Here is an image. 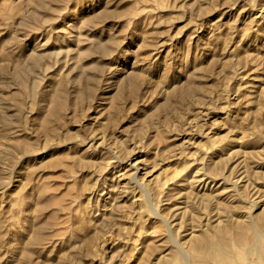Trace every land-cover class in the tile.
I'll return each mask as SVG.
<instances>
[{
	"label": "rangeland",
	"instance_id": "1",
	"mask_svg": "<svg viewBox=\"0 0 264 264\" xmlns=\"http://www.w3.org/2000/svg\"><path fill=\"white\" fill-rule=\"evenodd\" d=\"M259 215L264 0H0V264H264Z\"/></svg>",
	"mask_w": 264,
	"mask_h": 264
},
{
	"label": "bare ground",
	"instance_id": "2",
	"mask_svg": "<svg viewBox=\"0 0 264 264\" xmlns=\"http://www.w3.org/2000/svg\"><path fill=\"white\" fill-rule=\"evenodd\" d=\"M244 177V176H243ZM141 186V185H140ZM147 191V190H146ZM150 194H151V192H149ZM152 195H153V193H152ZM199 195V194H198ZM210 195V194H209ZM241 195V194H240ZM147 196H149V194L147 195ZM208 196V195H207ZM206 197V196H205ZM210 197H213V196H210ZM245 197V196H244ZM149 198V197H148ZM147 198V199H148ZM211 199V198H210ZM196 200V199H195ZM153 201V200H152ZM213 201V200H212ZM216 202V201H215ZM186 203V202H185ZM150 205H151V202H150ZM227 206V205H226ZM226 206L224 205V207L226 208ZM227 207H229V206H227ZM148 208V207H147ZM150 208V207H149ZM216 208H219L218 206L216 207ZM151 210H154V209H151ZM150 210V212H152ZM222 210V209H221ZM228 211V212H227ZM227 211H224V212H226L227 214H226V216L225 217H222V218H225V220H223L222 218H221V216L219 215V216H217L218 217V224L219 223H221V222H223V225H218V224H216L215 225V222H214V225H212L211 224V222L208 224V222L204 225V226H202V225H200V226H198V228L199 227H201V229L200 230H194V231H191L192 233H193V236L192 237H194V235H195V233L197 232V231H201L202 233H204V234H206V235H212V234H216V235H218V236H222V237H225V236H227L229 233H231V232H233V233H235V230L237 229V228H239L240 229V227L242 226V229H244V227H243V225H242V223H240L239 221H234V216H235V210H234V207H233V209L232 208H230L229 207V209L227 210ZM156 212V211H155ZM201 212V211H200ZM219 212V211H218ZM223 212V213H224ZM153 215V214H152ZM216 215H218V214H216ZM156 216V215H155ZM199 218V217H198ZM208 218V217H207ZM212 219V218H211ZM216 219V218H215ZM221 219V220H220ZM199 220V219H198ZM220 220V221H219ZM257 220L258 221H264V215H259L258 217H257ZM256 220V221H257ZM207 221V220H206ZM200 222V221H199ZM243 224H244V222H243ZM253 226H252V229L254 230V232L256 233V235L257 236H259L257 233H259L261 230L260 229H258V227H257V225H256V223L253 221ZM198 225V224H197ZM205 227V228H204ZM250 227V226H249ZM192 228V227H191ZM197 229V228H196ZM191 230H193V229H191ZM190 232V234H192ZM262 232V231H261ZM238 234H239V236L237 235V237H241V238H243L242 239V241H244L245 240V233L243 232V230L242 231H240V233L239 232H237ZM255 233L253 234V235H255ZM264 233V232H263ZM196 236V238H197V235H195ZM235 236V235H234ZM191 237V238H192ZM255 237V239H256V236H254ZM253 237V238H254ZM259 238V237H258ZM257 238V239H258ZM198 239V238H197ZM254 239V240H255ZM175 241V240H174ZM181 242H182V240H180ZM186 241V240H185ZM189 241V240H188ZM256 241V240H255ZM259 241V240H258ZM257 241V242H258ZM190 243V245H194L196 242H194V238H193V240H191V241H189ZM177 243V240H176V242H175V244ZM179 243V242H178ZM177 243V244H178ZM186 243V242H185ZM256 243V242H255ZM255 243L253 244V245H255ZM175 244L173 245V246H175ZM199 244L200 245H203V246H205L206 247V250L207 251H209V250H211V249H213L214 247H215V245L213 244V243H208V242H206V241H202V242H199ZM180 244H178V246H179ZM185 245V244H184ZM256 245H258V244H256ZM259 245H260V243H259ZM172 246V247H173ZM177 246V247H178ZM176 247V248H177ZM185 247H186V245H185ZM189 247V246H188ZM258 246H256L255 248L253 247V249L254 250H256V248H257ZM179 248V247H178ZM261 249V246L260 247H258L257 249L260 251V249ZM175 249V248H174ZM181 249H183L182 251H184V248H181ZM180 249V250H181ZM186 249V248H185ZM179 250V249H178ZM188 250H189V248H188ZM177 251V250H176ZM186 251V250H185ZM179 252V251H178ZM181 252V251H180ZM218 252H220V250L219 249H216L213 253H212V260L214 261V263L213 264H221V263H223L224 262V259L225 258H218L217 257V255H216V253H218ZM188 253V252H187ZM187 253L186 252H182V254H180V255H182L183 256V258H185V259H187ZM163 259L164 257L162 256V257H160L159 259ZM165 258H166V255H165ZM165 258L163 259V260H165ZM161 259V260H162ZM161 260H159L160 262H161ZM162 260V261H163ZM188 260V259H187ZM157 262L156 264H159L160 262ZM164 263L165 262H167V261H163ZM162 263V262H161ZM185 264H189V262H187V263H185ZM196 264H209V261L208 260H204V261H197L196 262Z\"/></svg>",
	"mask_w": 264,
	"mask_h": 264
}]
</instances>
